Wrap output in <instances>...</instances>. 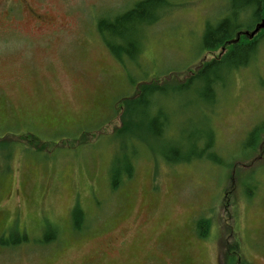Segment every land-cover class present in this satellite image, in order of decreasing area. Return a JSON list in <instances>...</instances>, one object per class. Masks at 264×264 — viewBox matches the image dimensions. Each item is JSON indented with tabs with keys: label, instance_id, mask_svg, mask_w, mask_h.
Returning a JSON list of instances; mask_svg holds the SVG:
<instances>
[{
	"label": "rangeland",
	"instance_id": "374dc122",
	"mask_svg": "<svg viewBox=\"0 0 264 264\" xmlns=\"http://www.w3.org/2000/svg\"><path fill=\"white\" fill-rule=\"evenodd\" d=\"M137 1L0 0V264H223L235 241L264 264V35L208 88L193 72L221 48L202 50V18L236 0H172L120 62L99 21ZM141 80L156 86L121 141L118 100Z\"/></svg>",
	"mask_w": 264,
	"mask_h": 264
},
{
	"label": "trees",
	"instance_id": "16d2710c",
	"mask_svg": "<svg viewBox=\"0 0 264 264\" xmlns=\"http://www.w3.org/2000/svg\"><path fill=\"white\" fill-rule=\"evenodd\" d=\"M171 1L172 0H138L133 7L126 10V12L124 11L100 19L98 28H100L101 41L115 60L122 62L124 60L134 61L136 59L137 55L135 53L143 49V41L141 38L142 28L146 25H153V23L157 22L162 15H164V11L169 9L168 6L172 4ZM154 9H156V11ZM230 10L232 11L231 17L225 16L224 18L223 16H216L211 18V20L204 19L202 25V50L221 46L229 47V51H227V53H224L214 60L211 59L203 62L196 72H193V76L198 77L201 75L202 79L203 77L205 78L208 88L215 85L217 81L218 83L223 82V72L225 76V74H230L234 70L247 65V62L251 58V53L250 58L247 59L246 57L250 50H254V41L258 37L264 35V27L252 37H248L241 32L239 33L241 34L239 41L235 42L236 40H233L232 42H229V44L225 45L226 40L231 39L232 37L234 38L236 34L242 30L250 32V30H252L262 18H264V0H236L233 1V5ZM248 12H251L255 18L252 25L244 26L241 23L232 21L233 17H238V15L242 13L245 15ZM253 37L255 40L246 41L247 39H251ZM145 83H147L146 80L144 83L142 80L139 81L137 84L138 86L135 87L136 89L134 93H132L134 87V85H132L129 91L130 94L123 95L118 100L120 107H118L120 110V126L116 128L112 135H118V137L120 136L119 138H121V141L123 137L132 135V118H135L133 111L135 109L137 110V106L139 104H141L139 106L141 109L149 106L150 101L146 100V97L150 95L149 93L154 92L156 84L152 85L153 83ZM154 121L155 119L153 122ZM167 124L168 123H166V120L164 119L162 126L165 127ZM260 127L264 128V123L255 127L254 131H256V129L259 130ZM254 131L251 133V139L253 138L254 133H256ZM21 137L30 139L29 134L28 136ZM31 138L36 139L34 136H31ZM190 159L191 158L186 157L183 161L186 162ZM133 167V162L128 161L126 155H124L123 159H120V161L117 159L114 164L112 163L111 172L109 174L112 183L111 187L115 189L121 185L122 176L130 179ZM77 213L79 217H75V221L78 224L81 214L79 210ZM209 223H211V221L208 219H196V232L200 237L205 238L208 236ZM238 249V241L230 244L225 252L223 264H233V261L235 264H245L241 257L238 256Z\"/></svg>",
	"mask_w": 264,
	"mask_h": 264
},
{
	"label": "flooded vegetation",
	"instance_id": "af4514ba",
	"mask_svg": "<svg viewBox=\"0 0 264 264\" xmlns=\"http://www.w3.org/2000/svg\"><path fill=\"white\" fill-rule=\"evenodd\" d=\"M203 22H204V18H202L201 29H202ZM250 31H251V30H250ZM241 32H244V30L238 32L234 38L232 37L231 39L226 40L225 45H226V44H229V42H232L233 40H236L235 42L239 41V38H240V36H241V34H239V33H241ZM254 37H255V36H254ZM254 37L251 38V39H247L246 41L255 40ZM223 45H224V44H223ZM220 48H221V49H220V56L223 55L224 53H227V51H229V49L226 50V51H223V50H222V49H225V46H221ZM211 59L214 60L215 58L213 57V58H211ZM211 59H210V60H211ZM263 123H264V122H263ZM255 127H257V126H253V128H252L253 131H254Z\"/></svg>",
	"mask_w": 264,
	"mask_h": 264
},
{
	"label": "water",
	"instance_id": "95a60500",
	"mask_svg": "<svg viewBox=\"0 0 264 264\" xmlns=\"http://www.w3.org/2000/svg\"><path fill=\"white\" fill-rule=\"evenodd\" d=\"M263 27H264V18H262L261 21L258 22L250 32L244 31L243 34L247 35L248 37H252L255 33H257Z\"/></svg>",
	"mask_w": 264,
	"mask_h": 264
}]
</instances>
